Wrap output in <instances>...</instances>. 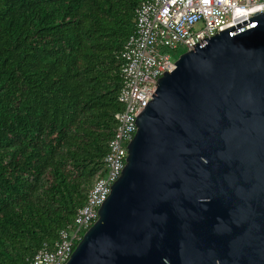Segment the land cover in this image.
Returning <instances> with one entry per match:
<instances>
[{"label":"water","instance_id":"water-1","mask_svg":"<svg viewBox=\"0 0 264 264\" xmlns=\"http://www.w3.org/2000/svg\"><path fill=\"white\" fill-rule=\"evenodd\" d=\"M192 47L65 264H264V14Z\"/></svg>","mask_w":264,"mask_h":264},{"label":"trees","instance_id":"trees-1","mask_svg":"<svg viewBox=\"0 0 264 264\" xmlns=\"http://www.w3.org/2000/svg\"><path fill=\"white\" fill-rule=\"evenodd\" d=\"M139 3L0 0V264H29L104 172Z\"/></svg>","mask_w":264,"mask_h":264},{"label":"built area","instance_id":"built-area-1","mask_svg":"<svg viewBox=\"0 0 264 264\" xmlns=\"http://www.w3.org/2000/svg\"><path fill=\"white\" fill-rule=\"evenodd\" d=\"M257 12L264 14V0H140L133 31L120 51L117 100L123 109L114 115L115 125L102 159L104 172L88 189L73 221L58 231L54 241L44 243L29 264H65L82 235L97 220L98 208L125 165L127 145L137 129L136 116L151 100L158 78L175 68L177 58L171 51L191 50L199 40Z\"/></svg>","mask_w":264,"mask_h":264},{"label":"rangeland","instance_id":"rangeland-1","mask_svg":"<svg viewBox=\"0 0 264 264\" xmlns=\"http://www.w3.org/2000/svg\"><path fill=\"white\" fill-rule=\"evenodd\" d=\"M184 51H185L184 48L179 49V51L177 53H174L173 51H171V55H172L173 58H178V56L180 54H182Z\"/></svg>","mask_w":264,"mask_h":264}]
</instances>
